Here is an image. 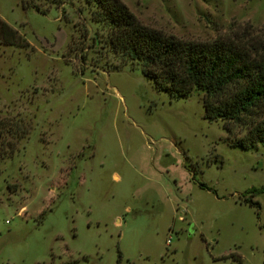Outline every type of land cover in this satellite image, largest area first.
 <instances>
[{
  "label": "rangeland",
  "instance_id": "374dc122",
  "mask_svg": "<svg viewBox=\"0 0 264 264\" xmlns=\"http://www.w3.org/2000/svg\"><path fill=\"white\" fill-rule=\"evenodd\" d=\"M121 1L264 59V0ZM0 19L28 44L0 45V119L18 128L0 145V264H264V143L231 145L200 92L170 97L93 44L81 3L0 0Z\"/></svg>",
  "mask_w": 264,
  "mask_h": 264
},
{
  "label": "trees",
  "instance_id": "16d2710c",
  "mask_svg": "<svg viewBox=\"0 0 264 264\" xmlns=\"http://www.w3.org/2000/svg\"><path fill=\"white\" fill-rule=\"evenodd\" d=\"M43 2L60 9L81 3L90 21L101 30V35L97 32L92 35L93 44L102 41L112 54L139 66L140 72L170 97L200 92L203 117L222 121L231 145L247 148L264 143V59L253 50L221 39L196 42L163 34L141 24L121 0ZM35 9L39 10L37 6ZM81 11L78 6L77 12ZM0 45L26 48L28 44L0 19ZM230 122L243 125L244 135L231 138ZM15 123L23 135L28 134L30 127H25L20 119ZM12 126L0 119V145L10 151L15 141L12 144L3 139L10 138L12 130L18 129ZM245 201L258 206L257 202Z\"/></svg>",
  "mask_w": 264,
  "mask_h": 264
}]
</instances>
